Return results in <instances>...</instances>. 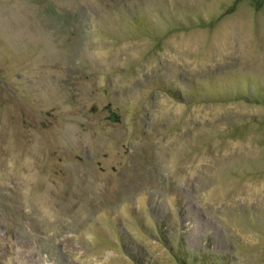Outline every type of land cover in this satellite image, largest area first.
<instances>
[{"label":"rangeland","instance_id":"obj_1","mask_svg":"<svg viewBox=\"0 0 264 264\" xmlns=\"http://www.w3.org/2000/svg\"><path fill=\"white\" fill-rule=\"evenodd\" d=\"M188 263L264 264V0H0V264Z\"/></svg>","mask_w":264,"mask_h":264},{"label":"trees","instance_id":"obj_2","mask_svg":"<svg viewBox=\"0 0 264 264\" xmlns=\"http://www.w3.org/2000/svg\"><path fill=\"white\" fill-rule=\"evenodd\" d=\"M185 261V260H184ZM186 262V261H185ZM189 264V263H188Z\"/></svg>","mask_w":264,"mask_h":264}]
</instances>
